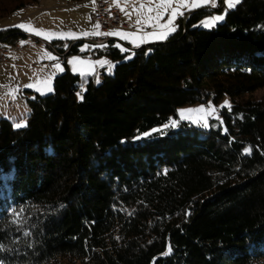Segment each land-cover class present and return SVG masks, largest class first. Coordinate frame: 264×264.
Wrapping results in <instances>:
<instances>
[{
    "label": "trees",
    "instance_id": "16d2710c",
    "mask_svg": "<svg viewBox=\"0 0 264 264\" xmlns=\"http://www.w3.org/2000/svg\"><path fill=\"white\" fill-rule=\"evenodd\" d=\"M38 2L0 0V19ZM216 3L164 42L105 44L113 72L81 93L64 61L24 127L0 119V264H264V0L201 28ZM224 100L207 128L168 126Z\"/></svg>",
    "mask_w": 264,
    "mask_h": 264
},
{
    "label": "rangeland",
    "instance_id": "374dc122",
    "mask_svg": "<svg viewBox=\"0 0 264 264\" xmlns=\"http://www.w3.org/2000/svg\"><path fill=\"white\" fill-rule=\"evenodd\" d=\"M106 1L111 5H114V3L118 5L119 2V0ZM216 1L217 0H212V3L210 2V4L207 5L210 6L207 10H214L215 8H213L212 4L213 2L216 3ZM221 1L223 3V0ZM193 3L194 0H182V3L181 0H170V4L165 7L164 0H124L122 8H124V13L128 14L132 19L126 23L127 25L129 24L128 27L140 34L146 31H153V29L155 30L156 28L154 25L156 24L161 25L163 22L166 24L171 12L173 11H177L179 13L190 12ZM236 3V0H233L231 4H229L227 0H224V11L220 13L214 12L206 15L201 20L200 27L204 29H211L216 24L221 23L223 19L215 21L214 17L223 16L224 18L225 12L234 7ZM88 5L89 2H86V0L69 3L67 0H39V2L34 6L19 9L0 19V26L3 28H18L22 31H27L29 35L34 37V40L29 38H20L15 45L0 44V46L6 50L7 54L8 52L10 53L11 56L8 58L11 61V66L13 67L12 69L5 71V77L4 74L0 72V112L3 111L5 106V113H7L9 106L15 104L16 112L18 114L15 113V119H9L11 120L13 127L22 128L26 125L29 115L26 100L32 98V95L27 92L28 90H26L28 88L27 86L29 84H43L45 80L43 82H41V80L45 74H48L50 69L61 70V73L64 71L65 59H59L49 49H47L46 52L44 50L45 47L43 48L42 46H39V44H35L37 43L35 42L37 38L39 40H44L46 43H54L56 48L68 45V49H70L71 46L79 43V45L76 47L77 49H80V51L78 50L79 53L83 52L84 50L86 51L87 47L90 49L87 52L81 53L84 56H79V58L83 57L87 60L86 63L80 64L82 73L81 76H79V93L84 90L89 79L92 78L95 81L101 79L103 74L100 71L104 72L105 75H111L113 72V67L105 68L110 60L108 61V59L104 57L95 56L97 50H101L105 44L109 42H112V44H114V46L120 51L122 48L125 49L124 51H121L122 53H126L127 50L132 51L137 49L128 45L130 42L125 38L126 35H119V33L125 32H123V30H119L118 28H115L113 32H110L115 38V42L114 39L107 38L106 35L100 31L99 27H97V24L94 23L92 19V21L89 19ZM205 7L206 4L200 5L193 10L195 11ZM149 9L152 11L149 12ZM139 14L141 15V23L138 24L137 21L133 19H135ZM158 15L162 16L163 18L159 21H156L155 18ZM149 17L151 20H149ZM187 17V14L182 17L183 23L186 21ZM205 21H213V26L205 27ZM22 24L27 26V29L15 27V25L19 26ZM150 24L154 25L149 26ZM50 33H56L58 35L53 37L49 35ZM59 34L64 35L60 36ZM101 37L107 39V42L102 44H95L93 42L97 38ZM72 40L73 42L71 44L65 43ZM81 48L84 50H81ZM128 57H130V55ZM69 58H71V56H68L66 59L68 60ZM6 59L7 55L5 57V61ZM78 61L80 60L76 58L73 60V64L79 63ZM104 61L107 63L105 64ZM57 64L60 65V69L56 68ZM97 71L98 73H96ZM53 79L51 81L48 80L49 87L46 89V91H40L41 93L38 95L46 96L52 92ZM41 90L45 89L42 88ZM263 93L264 90H261L255 93L254 96L255 98H259L263 95ZM10 101L11 103H8ZM227 105V101L224 100L221 105H219V107H215L210 103L180 107L178 109V119L171 121L168 126L175 128L178 123L184 122L195 127L207 128L209 126V121L217 118L218 109ZM201 109H203V111H200ZM182 113L183 118L181 116ZM205 124L208 126L204 127Z\"/></svg>",
    "mask_w": 264,
    "mask_h": 264
},
{
    "label": "crops",
    "instance_id": "0c3cea01",
    "mask_svg": "<svg viewBox=\"0 0 264 264\" xmlns=\"http://www.w3.org/2000/svg\"><path fill=\"white\" fill-rule=\"evenodd\" d=\"M98 0H86V2H89V5H88V15H89V19L91 20V15H92V13H93V11H94V7H95V4H96V2H97ZM104 1H106V0H104ZM107 2V1H106ZM123 2H124V0H119V2H118V5L117 4H115L114 3V5H111L109 2V4L112 6V8H115V9H118L119 10V12H120V14H121V21L128 27V25L126 24V23H128L129 21H131L132 19L129 17V15L128 14H126V13H124V8H122L123 7ZM210 2L212 3V0H210L207 4H206V6L207 5H209L210 4ZM223 4H224V0H223ZM205 5V4H204ZM225 5V4H224ZM200 5H197V6H195V7H193L192 6V8L190 9V12H192V11H194L193 9H195L196 7H199ZM190 12H188V13H190ZM182 13V15H178V17L176 18V20H174V26L176 27L177 26V24H178V20L180 19V18H182L184 15H186V14H188V13H183V12H181ZM141 15L139 14L135 19H133V20H135V21H137V20H140L141 19V17H140ZM92 21V20H91ZM95 23V22H94ZM132 25H134V24H132ZM154 25V24H153ZM161 25H164V22L161 24ZM15 27H18V25H15ZM115 28H118V27H114V28H110V29H108V31L106 32V33H110V32H113V30L115 29ZM156 29L154 30L153 29V31L151 30V31H146V32H144V33H138V32H136V31H133V30H131V28H127V29H120V28H118L119 30H123V32H125V34H129V35H126L125 36V38L130 42V44H128L129 46H131V47H133V48H140V47H146V46H148V45H150V44H154V43H159V42H163V41H165L167 38H168V36L170 35V34H172L173 32H171L168 36H167V38L166 39H153L152 38V34L153 33H156L157 35H159V33L161 32V31H163V29H161V28H157V27H155ZM0 29H3V27L2 26H0ZM18 29V28H17ZM23 34H25L24 35V38H29V39H31V40H34V37L33 36H31V35H29L28 34V32L27 31H22L21 29H19ZM106 37L107 38H112V39H114V42L116 41L115 40V38L112 36V35H106ZM35 42H37V43H35V44H39V46H42L43 48H44V50L47 52V49H49L54 55H55V53L49 48V46H48V43H46L44 40H39L38 38H37V40H35ZM72 42H73V40H72ZM66 43V42H65ZM62 47V46H61ZM61 47H59L58 49H60ZM83 48H81V50H82ZM48 50V51H49ZM79 51H80V49H78ZM84 50V49H83ZM90 49L87 47V50L85 51H83V52H80V53H84V52H87V51H89ZM11 55H10V53L8 52V54H7V59H6V61L4 62V64L0 67V72H2L3 74H4V77H5V71H8V69H12L13 67L11 66V61L9 60V58L8 57H10ZM56 57H57V55H55ZM79 56H84V55H80V54H78V55H76V56H71V58H69L68 60L66 59L67 57H65V61H66V65H67V68H68V70L69 71H71V73H75L76 75H78V76H81V71H82V69L80 68V64H83V63H86L87 62V60L86 59H84L83 57H80L79 58ZM76 58H78L80 61H78L79 63H76V64H73V63H69L70 61H72L73 62V60H75ZM104 58H106V59H108L107 57H104ZM108 61H109V59H108ZM55 62V61H54ZM105 62V64L107 63L106 61H104ZM104 64V65H105ZM33 66V65H32ZM76 66V69H77V71L76 72H73L72 71V68L73 67H75ZM107 67H113V63L111 62V61H109L108 63H107V66H105V68H107ZM52 70L53 69H50V71H48V74H45V76L42 78V80H41V82H43L44 80H45V82L43 83V84H37V85H32V84H29L27 87V89L26 90H28V91H30V92H32V93H36V94H39V93H41L40 91H46V89L49 87V84H48V80H52L53 79V77L54 76H56V75H58V73L60 74L61 73V70H56V69H54L53 70V72H52ZM100 71V70H99ZM102 74H104V72H102V71H100ZM96 73H98V71L96 72ZM99 76V75H98ZM100 77V76H99ZM40 81V80H39ZM42 88H44L45 90H41ZM8 103H11V101L10 102H8ZM16 106H15V104H13L12 106H9V108H8V110H7V113H5V106H4V108H3V111L2 112H0V119L2 118V119H7V120H9V119H15V113H17L16 112V108H15ZM18 114V113H17ZM10 122H11V120H9ZM24 121V120H23Z\"/></svg>",
    "mask_w": 264,
    "mask_h": 264
},
{
    "label": "built area",
    "instance_id": "2783aa9c",
    "mask_svg": "<svg viewBox=\"0 0 264 264\" xmlns=\"http://www.w3.org/2000/svg\"><path fill=\"white\" fill-rule=\"evenodd\" d=\"M215 9L220 7L215 3ZM212 9V8H211ZM91 19L99 25V29L102 33H105L107 29L109 28H127L126 25L121 21V14L118 9L112 8L108 2L104 0H99L96 2L94 11L91 15ZM95 44H102L107 42V39L105 38H97L95 41H93ZM56 53V52H55ZM66 54V51L63 53H57L59 57H63ZM7 55V52L4 48L0 46V67L5 61V57Z\"/></svg>",
    "mask_w": 264,
    "mask_h": 264
},
{
    "label": "snow or ice",
    "instance_id": "6c2138e0",
    "mask_svg": "<svg viewBox=\"0 0 264 264\" xmlns=\"http://www.w3.org/2000/svg\"><path fill=\"white\" fill-rule=\"evenodd\" d=\"M209 2V0H194V3H193V7H195V6H197V5H204V4H207ZM227 2L229 3V4H231L232 2H233V0H227ZM236 2H238V0H236ZM181 3H182V0H181ZM168 4H170V0H164V6L165 7H167L168 6ZM212 6L213 7H215L216 5H215V3L213 2V4H212ZM152 10L151 9H149V12H151ZM178 15H182V13H179V12H177V11H173V12H171V14H170V17H169V19H168V21H167V23L166 24H164V25H159V24H156V25H154L155 27H157V28H161V29H163V31H161L160 33H159V35H157L156 33H153L152 34V38L153 39H166L167 38V36L171 33V32H173V31H175L176 30V27L174 26V20L176 19V17L178 16ZM163 17L162 16H160V15H158L155 19H156V21H159V20H161ZM223 19V16H216V17H214V20L215 21H218V20H222ZM149 20H151V18L149 17ZM137 23L139 24V23H141V21L140 20H137ZM149 26H153V25H149ZM204 26L205 27H210V26H213V21H205L204 22ZM18 27H20V28H24V29H27V26H25V25H19ZM97 27H99V25H97ZM34 31V30H33ZM38 34H40V33H38ZM105 35H111V33H104ZM49 35H51V36H53V37H56L58 34H56V33H50ZM60 36H63L64 34H59ZM119 35H121V36H125V35H129V34H125V33H119ZM45 38H47V37H45ZM125 49H121V51H124ZM70 64L71 63H73L72 61H70L69 62ZM99 63H103V62H99ZM56 68L57 69H60V65L59 64H57L56 65ZM72 71L73 72H76L77 71V69L75 68V67H73L72 68ZM97 83H99V80H97L96 81ZM200 111H203V109H201ZM181 116H182V118H183V113L181 114ZM208 125L207 124H205L204 125V127H207Z\"/></svg>",
    "mask_w": 264,
    "mask_h": 264
}]
</instances>
